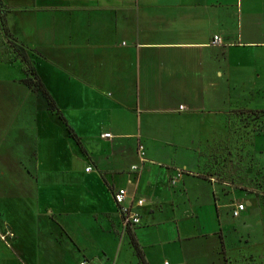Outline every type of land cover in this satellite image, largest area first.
Instances as JSON below:
<instances>
[{
	"label": "crops",
	"instance_id": "1",
	"mask_svg": "<svg viewBox=\"0 0 264 264\" xmlns=\"http://www.w3.org/2000/svg\"><path fill=\"white\" fill-rule=\"evenodd\" d=\"M4 2L22 15L16 25L21 36L16 37L35 50L46 47V55L37 57L39 74L82 143L53 116L37 122L39 205L32 211L34 221L28 220L31 214L21 217L25 229L15 264H115L106 252L108 243L119 247L120 264H135L124 263L123 257L124 242L132 243L115 199L123 187L129 191L126 205L141 214V223L129 227L147 264H228L227 258L263 264L251 252V235L243 233L259 213L264 221L258 196L237 188L230 167L208 166L225 153L218 144L232 141L229 124L224 118L212 122L222 132L213 126L219 134L205 137L198 127L207 123L205 112L216 110H206L198 100L191 104L185 96L219 88L231 95L239 87L237 76L246 79L243 86L251 79L257 85L256 79L264 77V0ZM216 35L221 44L214 43ZM170 95L188 109L171 108ZM153 116L160 117L153 125L157 134L151 132ZM109 132L112 137L103 136ZM140 142L146 148L144 162ZM136 164L138 170L133 169ZM180 171L174 186L171 180ZM192 177L208 184L207 207L199 204L202 194L197 204L191 202ZM231 194L240 200L230 204L232 216L242 224L234 228L241 236L236 247L227 231L232 225L220 210ZM139 199H145L143 206ZM237 202L247 205L239 216L233 214ZM48 204L65 231L56 225L42 228L39 209ZM248 204L257 210L243 215ZM143 207L148 217L138 210ZM72 218L86 223V231L75 232ZM32 242L39 245L36 251ZM133 257L142 264L138 254Z\"/></svg>",
	"mask_w": 264,
	"mask_h": 264
},
{
	"label": "rangeland",
	"instance_id": "2",
	"mask_svg": "<svg viewBox=\"0 0 264 264\" xmlns=\"http://www.w3.org/2000/svg\"><path fill=\"white\" fill-rule=\"evenodd\" d=\"M15 11V8H9L7 22L5 10L0 9V264H15L17 261V246L25 229L21 217H28L26 215L31 214L28 220L34 221L36 218V214L33 212L39 205V197L36 192V173L39 170L37 122H44L47 118H52L53 116L61 129L69 133L67 126L59 115L50 110L49 103L42 92L24 82V79L29 76L27 66L20 59V52L15 48L14 42L11 40L13 37L21 36V30L19 31L16 25H19L17 20L20 21L22 15ZM8 26L13 35L7 32ZM20 40L24 41L22 37H20ZM30 48H26V51L35 64L37 63V57L46 55V47H43L45 51ZM39 66L42 72L47 71V67H44L42 63ZM235 81L239 82V87L233 88L231 95L226 93L224 89L219 88L220 90L218 89L217 92L213 93L211 91L198 95H187L185 100L190 101L191 104H195L196 100H198L206 106V110H216L205 112L203 117L207 115V123L198 127V130L199 128L203 129L205 137L215 135V133L219 134L218 131L212 128L213 126H216V129L222 132V128L217 125H211L212 122L215 124L219 123L220 118L227 120L228 128H230L233 135L232 141L226 144H218L219 146L221 145L220 147L224 149L225 153L214 157L212 161L216 160V162L209 163L208 166L210 168L216 167L217 169L223 166L230 167L232 181L237 188L258 196L259 204L264 213V77L256 79L257 85L252 84L255 79L247 81L249 85L244 86L240 85V83L242 81L246 82V79L237 76ZM167 102L171 108L188 109L186 102H178V97L175 95L168 96ZM215 112L222 116L218 117V115L214 114ZM66 113L73 118L71 111L66 110ZM159 121L160 117L153 116L151 118V130H153L151 132L157 134V127L153 125H157ZM209 124L210 126H208ZM139 144L144 147L146 152L145 145L141 142ZM130 148L134 149L132 145H130ZM205 175L206 178H209L207 170ZM242 177L245 178L247 183L241 184L240 179ZM173 181L174 178L171 180L172 184L174 183ZM175 181L177 183L178 179ZM190 186L193 191L190 196L191 202L197 204L195 202L200 196L199 194H202L203 198L199 204L207 207L211 202L208 184L199 178L192 177ZM145 197L148 200L145 205L147 207L150 201L148 195H145ZM233 201L239 202L240 200L233 194L226 196L223 200V208H220V210L228 223L232 225L227 231L231 246L236 247L240 243L241 236L237 234L234 228L242 224L239 223L241 218L232 216L231 207L233 204L231 206L230 204ZM145 207L138 208L144 218L148 217L147 212L145 213L143 210ZM250 210L255 212L257 208L248 204V209L243 215ZM32 213L35 218H32ZM36 213L38 214V211ZM38 221L41 223L42 228L45 229H51V225H56L55 229L66 230L57 219V213L53 210L51 204L42 206L39 209ZM87 226L86 223L79 222L78 224L73 218L71 219V227L77 233L86 231ZM30 227L28 225L26 228L29 229ZM125 228L127 230L131 229V227ZM30 230L31 228L29 232ZM244 232L247 235H251L249 243L251 252L256 254L258 259L264 260V221L260 213L257 221L248 222L243 230ZM129 243H131L130 239L128 243L124 242L126 246L123 254L124 263L134 261L137 264L133 257V255L137 256V252L132 247L133 243H131V246ZM32 246L34 251L39 247L35 242H32ZM118 250L119 247L117 245L114 246L112 243H108L106 252L112 263L120 264L116 256ZM49 257H53L52 254H49ZM227 261L228 264H261L258 260L253 262L249 259L246 262H240L239 259L227 258ZM174 264L181 263L174 260Z\"/></svg>",
	"mask_w": 264,
	"mask_h": 264
},
{
	"label": "trees",
	"instance_id": "3",
	"mask_svg": "<svg viewBox=\"0 0 264 264\" xmlns=\"http://www.w3.org/2000/svg\"><path fill=\"white\" fill-rule=\"evenodd\" d=\"M0 9L5 10L6 21L8 22L7 15L9 12V7H7V5L5 4V2L3 0H0ZM7 32L9 34H12L9 26L7 28ZM11 40L14 42L15 48L18 49L20 52L19 53L20 59L27 66V72H28L29 76L24 79V82L27 85H29L30 87L34 86V88H37L42 92V94L44 95V98H46L48 103H49L50 110L53 112H56L59 115V117L62 119L63 123L67 126L69 134H71V136L73 138H75L77 140V142L81 145L82 143L80 141V137L78 136V134L76 133L74 128L69 124L67 118L63 114L62 110L59 108L57 101L55 100V98L53 97V95L51 94L49 89L47 88L46 84L44 83L42 77L40 76L36 64L34 63L32 58L28 55L26 48H30V47L27 46L25 43L21 42L18 38L13 37V38H11ZM129 232L131 235L132 243H133V245L136 249V252H137V254L141 260V263L147 264L145 257H144L143 250H142L137 238L132 233L131 229L129 230Z\"/></svg>",
	"mask_w": 264,
	"mask_h": 264
},
{
	"label": "built area",
	"instance_id": "4",
	"mask_svg": "<svg viewBox=\"0 0 264 264\" xmlns=\"http://www.w3.org/2000/svg\"><path fill=\"white\" fill-rule=\"evenodd\" d=\"M221 42H222V37L219 35H216L215 39H214V43L215 44H221ZM103 136L110 138V137H112V133H110V132L105 133ZM139 155H140L142 162L147 160V158L145 157L146 152H145L144 147L142 145L140 146V149H139ZM139 168H140V166L138 164L133 166L134 170H138ZM91 170H92L91 166L87 168V171H91ZM182 174H183V172L180 171L178 176L174 177L173 182L175 183L176 182L175 180L179 179V177H181ZM128 197H129V191L125 187L120 188L115 192V199H116L117 203L120 205L121 213L123 216V223L125 224L126 227L135 226V225H138L141 223V214L138 211L134 210L132 205L131 206L126 205V201H127ZM144 204H145V199H139L138 200L139 206H143ZM246 206L247 205L245 202L238 203L234 207L233 214L235 216H239L242 213V211H244L246 209ZM81 264H87V262L84 261ZM160 264H171V263H170V261L167 260V261H164L163 263H160Z\"/></svg>",
	"mask_w": 264,
	"mask_h": 264
}]
</instances>
